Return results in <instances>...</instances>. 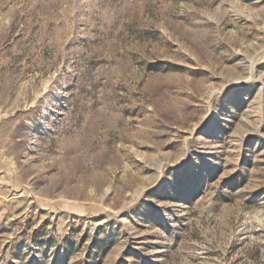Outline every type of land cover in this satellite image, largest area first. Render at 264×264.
I'll return each mask as SVG.
<instances>
[{
  "label": "rangeland",
  "instance_id": "obj_1",
  "mask_svg": "<svg viewBox=\"0 0 264 264\" xmlns=\"http://www.w3.org/2000/svg\"><path fill=\"white\" fill-rule=\"evenodd\" d=\"M0 264H264V0H0Z\"/></svg>",
  "mask_w": 264,
  "mask_h": 264
}]
</instances>
